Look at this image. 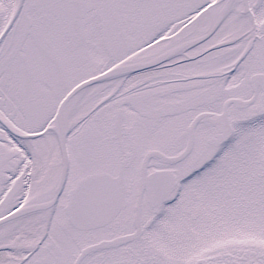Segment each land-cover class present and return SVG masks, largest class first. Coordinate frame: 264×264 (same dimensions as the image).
<instances>
[{"label":"snow or ice","instance_id":"6c2138e0","mask_svg":"<svg viewBox=\"0 0 264 264\" xmlns=\"http://www.w3.org/2000/svg\"><path fill=\"white\" fill-rule=\"evenodd\" d=\"M0 264H264V0H0Z\"/></svg>","mask_w":264,"mask_h":264}]
</instances>
